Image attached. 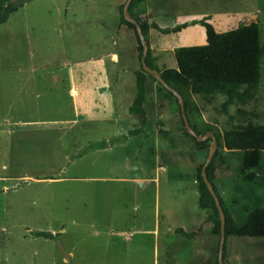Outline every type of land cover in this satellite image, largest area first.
<instances>
[{
  "label": "rangeland",
  "instance_id": "obj_1",
  "mask_svg": "<svg viewBox=\"0 0 264 264\" xmlns=\"http://www.w3.org/2000/svg\"><path fill=\"white\" fill-rule=\"evenodd\" d=\"M117 1L34 0L0 27V68L67 63L40 100L25 85L6 86L3 116L30 123L0 135V264H216L220 238L199 207L197 181L212 143L201 149L187 137L177 100L151 79L145 124L130 115L141 64L135 32L113 17ZM135 12L149 22L152 49H167L159 53L167 69L177 68V49L206 44L203 22L218 33L256 22L264 48V0H147ZM113 42L119 64L104 51ZM260 74L256 102L229 115L222 98L182 90L200 136L264 126V52ZM218 152L215 185L242 227L264 210V153L247 170L244 152ZM109 227L132 236L114 244ZM180 230L197 237L189 242ZM224 264H264V238L229 237Z\"/></svg>",
  "mask_w": 264,
  "mask_h": 264
},
{
  "label": "trees",
  "instance_id": "obj_2",
  "mask_svg": "<svg viewBox=\"0 0 264 264\" xmlns=\"http://www.w3.org/2000/svg\"><path fill=\"white\" fill-rule=\"evenodd\" d=\"M10 1L11 0H0V26L6 24L10 15L15 12H4L6 4ZM146 1L147 0H133L130 6V13L138 22L139 19L135 12V8L146 3ZM123 11L124 5L120 8L121 25L135 32L138 41L139 61L141 64V71L137 73V92L135 100L129 109V113L132 116L140 118L142 125H144L146 122V111L144 109L146 83L148 79L154 82L157 81L143 70L141 63L143 47L140 38L136 27L125 20ZM203 24L206 30V44L197 47L177 49L175 51L177 68L163 70L158 68L151 50H149L146 62L151 69L159 72L165 82L169 86L175 88L183 98L185 97L182 91L183 89L190 90L195 96H202L210 99L222 98L223 103L221 105V110L224 114L229 115L230 109L238 103L247 105L248 103H255L257 100L261 84L260 71L264 52V48L260 43V29L256 22H252L249 25L232 31L218 33L211 24L206 22H203ZM141 26L144 36L148 41L149 25L142 23ZM158 84L171 94L162 84ZM171 95L173 96V94ZM185 107L190 122L191 120L188 115L189 108L186 100ZM193 129L200 135L196 128L193 127ZM140 132L141 129L135 130L131 135L135 136L140 134ZM186 135L192 138L197 147L201 149H204L207 144L212 143L211 140L199 143L195 138L191 137L187 131ZM215 135L219 147L223 146V148L229 152L242 151L245 153V167L247 170H251L258 165L260 157L264 153V126L248 125L242 128L226 130L222 136L218 134ZM96 148V145H91L88 147L87 151ZM218 156L219 152L217 151L213 161L207 168V175L220 199L226 217L227 239L224 253L225 261L227 240L229 237L264 238V210L260 209L251 213L244 226L240 227L237 224L233 214L228 209L215 185ZM252 179V174L246 178L247 181H251ZM197 181L199 186V207L207 213V222L212 225V235L220 238L221 215L214 197L203 180L202 167L198 169ZM178 233L189 241L197 237V233L187 234L184 230H180ZM35 235L45 238L53 236L51 233L45 232H38ZM216 264H219L218 258Z\"/></svg>",
  "mask_w": 264,
  "mask_h": 264
},
{
  "label": "crops",
  "instance_id": "obj_3",
  "mask_svg": "<svg viewBox=\"0 0 264 264\" xmlns=\"http://www.w3.org/2000/svg\"><path fill=\"white\" fill-rule=\"evenodd\" d=\"M127 0H119L115 3V7H114V15L113 17L119 20V24L121 25V20H120V8L122 5H124L126 3ZM71 10L70 7H68L69 11ZM12 16H10L8 22L0 27H4L6 25H8V23L11 21ZM147 23L149 24L148 20ZM122 26V25H121ZM126 27V26H123ZM128 28V27H127ZM148 44L150 47V50L152 51V56L155 60V64L156 66H158V68H160L161 70L163 69H167L164 67L163 65V61L162 58L159 56V53H163L165 52L167 49L165 48H161L157 50L152 49L151 47V43L149 41V35H148ZM104 51L108 54L111 55V61L114 64H119L120 63V57L118 55L115 54L116 51V44L115 42L112 43V45H109L107 47H105ZM67 51L64 50V58L66 59L67 57ZM81 53V52H80ZM31 58H34V54L31 55ZM98 57V56H95ZM94 58V57H93ZM61 60V59H60ZM63 60V59H62ZM91 61L93 60L92 58L90 59ZM32 61V60H31ZM79 61L82 62L81 57L79 58ZM90 61V62H91ZM64 66H60V67H56V68H52L50 66H34L31 65L27 68H18V67H8V68H0V135L3 134V130L4 128H7L11 125H18V124H29L30 122H27L25 120L22 121H11L8 119V117H4L3 116V110H4V103H3V96H4V92H6V86L10 85V86H15V85H25L28 88H30L32 90V95L36 97L37 100H40L42 98V96L39 95V90L43 92V95L47 93V86H48V77L50 75H52L54 73V71H67L66 69V62L64 61ZM70 75H72V72H70ZM11 81L9 84H7L8 81ZM80 84L82 82V79L80 78L79 80ZM21 90L19 89V92ZM107 91V90H106ZM108 91H110V89H108ZM72 95L74 98H76L77 96V91L75 89L72 90ZM130 109V108H129ZM40 121H37L36 123H39ZM119 123V119L117 118V122H115V125H117ZM141 133V132H140ZM139 135V134H138ZM130 138H134V136H129L127 137V139ZM118 139L117 137L112 136L110 138V143L112 144H117L118 143ZM130 141V140H129ZM128 141V142H129ZM94 145V144H92ZM102 147H106L104 145H102ZM105 150H108V148H105ZM158 176L154 177V178H142L140 179L142 182L143 181H155V183H158ZM61 232H64V229L61 230ZM107 232H109L111 234V237L113 240H111L112 242H114V244H122L125 243L127 241H129V236H132L131 234L125 232V231H121L119 229H114L112 227H109L107 229ZM143 232V231H142ZM145 233V232H143ZM100 234H102V231H97L96 235L99 236ZM155 234H157V231H155ZM194 241V240H193ZM191 242V241H189ZM72 254L69 253V257L66 259L71 258Z\"/></svg>",
  "mask_w": 264,
  "mask_h": 264
},
{
  "label": "water",
  "instance_id": "obj_4",
  "mask_svg": "<svg viewBox=\"0 0 264 264\" xmlns=\"http://www.w3.org/2000/svg\"><path fill=\"white\" fill-rule=\"evenodd\" d=\"M34 0H11L9 3L6 4L5 8H4V12H8V11H16L19 8L33 2ZM133 0H127L126 3L124 4V11H123V15L124 18L127 22L133 24L136 27L138 36L140 38L142 47H143V55L141 58V63L143 66V70L145 71L146 74L152 76L157 83L162 84L171 94H173V96L178 100L179 106H180V110H181V116L185 125V130L187 131V133L196 139L197 142L201 143V142H205L208 140L212 141V145L210 148V152L209 155L207 157V160L205 162V164L202 167V177L204 182L206 183L209 191L211 192L212 196L214 197L217 207L219 209L220 215H221V236H220V245H219V251H218V263L219 264H224V253H225V245H226V217H225V213L222 209L221 206V202L220 199L214 189V186L212 185V183L210 182L208 175H207V168L210 165V163L213 161L214 156L216 154V152L218 151L219 148V144H218V140L216 138V135L213 131H208L205 135L200 136L197 134V132L193 129V127L191 126L187 113H186V107H185V100L184 98L180 95V93L173 87L169 86L165 80L161 77V74L153 69H151L148 65H147V57H148V53L150 50L149 44L144 36L143 30H142V26L141 24L138 22V20H136L135 18L132 17L131 13H130V6L132 4ZM61 249L65 255L66 258L69 257V254H67L66 252H64L62 246Z\"/></svg>",
  "mask_w": 264,
  "mask_h": 264
},
{
  "label": "built area",
  "instance_id": "obj_5",
  "mask_svg": "<svg viewBox=\"0 0 264 264\" xmlns=\"http://www.w3.org/2000/svg\"><path fill=\"white\" fill-rule=\"evenodd\" d=\"M131 236L128 237V239L130 238Z\"/></svg>",
  "mask_w": 264,
  "mask_h": 264
}]
</instances>
